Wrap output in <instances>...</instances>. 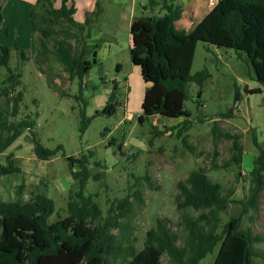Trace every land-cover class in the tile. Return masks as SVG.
Wrapping results in <instances>:
<instances>
[{"label": "rangeland", "instance_id": "obj_1", "mask_svg": "<svg viewBox=\"0 0 264 264\" xmlns=\"http://www.w3.org/2000/svg\"><path fill=\"white\" fill-rule=\"evenodd\" d=\"M35 2L3 1L0 40L12 49L11 68L22 73L19 89L24 91V100L18 118L39 112L34 129L42 143L50 148L62 144L63 149L48 164L36 156L29 130L17 129L5 139L1 135L0 163L7 162L9 153H15L19 164L24 162L25 172L0 177L4 178L0 179V201H31L34 185L40 183L38 191L56 203L57 210L50 221L66 216L69 189L76 186L67 157L86 155L91 161L92 172L101 173V179L90 178L85 192L96 195L104 213L109 201L141 190L143 203L132 198L134 211L124 219L131 225L130 236L137 249L143 247L147 231L155 227L160 218L166 219L179 233L182 244L187 232L175 199L179 193L178 183L193 169L202 167L214 181L222 183L224 193L233 190L232 198L236 201L222 215V223L232 215L242 214L243 228L264 236V189L255 210L243 212L241 203L251 195L254 184L250 173L260 153L253 135L264 148V86L253 77L254 70L246 55L239 56L233 48L216 47L205 41L198 43L192 73L208 67L212 76L205 82L201 97L200 86L195 81L188 83L185 108L191 111V124L179 136L178 129L173 128L180 125L184 116L158 115L141 121L147 83L140 67L134 65L131 58L130 22L132 15L151 13L144 7L150 0H74L78 8L76 22L87 27V17L91 16L88 28L94 41L88 38V59L94 60L93 46L98 44V63L88 74L82 95L79 77H73L70 70L79 48V29L70 24L50 22L41 13L32 16ZM208 2L200 1V17L208 9ZM54 3L59 7L62 0H54ZM176 26L181 29L180 23ZM6 28H9L7 33ZM20 49L31 58L24 60ZM119 63L121 70L117 68ZM7 74L8 68L0 65V86ZM116 83L119 87L117 112L114 115L97 114L104 108ZM257 87L263 91H247ZM237 91H240L241 100H236ZM86 101V113L92 121L82 132L80 110ZM8 102L9 99L0 97V115L6 112L3 104ZM229 133L240 135L244 147L241 168L231 163L226 168L214 169L213 161L222 165L231 158L233 140L227 136ZM96 161L101 165H96ZM35 162L43 165L39 168ZM40 171L42 175L38 174ZM36 178V183L30 182ZM20 181L27 184L23 185L18 197ZM220 248L221 243L199 264H214ZM255 248L264 251V241L255 243ZM162 262L173 264L168 253L162 256ZM252 264H264V258L254 257Z\"/></svg>", "mask_w": 264, "mask_h": 264}, {"label": "trees", "instance_id": "obj_2", "mask_svg": "<svg viewBox=\"0 0 264 264\" xmlns=\"http://www.w3.org/2000/svg\"><path fill=\"white\" fill-rule=\"evenodd\" d=\"M3 1L0 0V27L4 20ZM157 5V0H150L146 9L151 13L135 16L130 27L131 58L134 65L140 67L147 83L141 121L158 115L184 116L186 118L173 129H178L179 136L189 129L191 111L185 108L188 83L195 81L200 86L201 97L205 82L212 76L208 67L192 73L200 41L216 47L233 48L239 56L245 54L254 70L253 77L264 86V0H217L205 17L189 30L176 26L184 10L180 3L163 0L160 11L153 12ZM76 12L74 0H62L59 7L55 6L54 0H36L31 10L32 14L41 13L50 22L70 24L79 29V50L70 70L73 77H79L82 95L87 87L86 78L93 65L98 63V44L93 46L94 60L88 59L91 16L88 15V26L85 27L76 22ZM7 32L9 28H6ZM15 47L19 49L17 43ZM20 52L24 60L31 58L24 49ZM11 54V47L0 40V65L8 68L0 86V97L8 96L12 102L8 117L0 121L2 137L14 129L29 130L36 156L50 160L63 149V145L50 148L42 143L34 129L39 112L18 118L24 91L19 89L22 73L10 66ZM118 91L116 83L104 108L97 114L114 115L117 112ZM247 91L261 93L263 90L257 87ZM240 98V91H237L236 100ZM87 104L84 102V108L80 110L82 132L92 121L86 113ZM227 136L233 140L231 158L222 165L213 161L214 169L226 168L231 163L241 168L244 147L240 135L229 133ZM253 140L260 153L250 173L254 184L251 195L241 202L243 212L256 209L264 189V148L259 146L256 135H253ZM67 159L76 186L69 189L66 216L50 221L57 210L56 203L38 191L40 183L34 185L31 192L34 199L31 201H0V264H163L164 253L169 254L173 264H199L220 243L214 264H252L254 257L264 258V251L255 248V243L264 241V236L254 235L250 228L244 229L242 214L232 215L222 223V215L236 201L232 198L233 190L224 193L222 183L214 181L205 168L193 169L185 180L178 183L179 193L175 199L181 211V223L187 232L185 242L180 244L179 233L168 225L166 219L160 218L156 226L147 231L143 247L137 249L130 236L131 225L124 219L134 211L132 198L143 203L141 190L136 189L123 198L109 201L104 213L95 199L96 195L85 192L89 179L100 180L101 173L92 172L91 161L86 155L68 156ZM95 164L101 165V162L96 161ZM75 167L79 169L75 170ZM21 171L15 153H9L7 162L0 163V177ZM238 173L241 174V170ZM22 187L17 189L18 197Z\"/></svg>", "mask_w": 264, "mask_h": 264}, {"label": "crops", "instance_id": "obj_3", "mask_svg": "<svg viewBox=\"0 0 264 264\" xmlns=\"http://www.w3.org/2000/svg\"><path fill=\"white\" fill-rule=\"evenodd\" d=\"M175 2H177V3H180L182 6H183V15H182V17L179 19V20H177L176 21V25L178 24V23H180V28L181 29H186V30H189L190 28H192L196 23H198L199 21H201L204 17H205V15L211 10V8L215 5V3L217 2V0H209V2H208V9L205 11V13H204V15H203V17H200L199 15H198V8H201L202 7V5L200 4V1L201 0H174ZM157 2H158V5H157V7H155V10H153V12H159L160 11V9L159 8H161V6H162V3H163V1L162 0H157ZM144 6V5H143ZM147 6V5H146ZM146 6H144V7H146ZM77 10H78V8H77ZM149 11V9H146V11ZM77 13V12H76ZM76 15V14H75ZM32 16H36V13L35 14H33ZM134 16L135 15H132V17H131V22H132V20H133V18H134ZM44 17V16H43ZM130 22V23H131ZM54 23V22H53ZM48 33V32H47ZM90 40L93 42L94 40H92V37H91V34H90ZM77 41H78V38H77ZM78 47H79V45H78ZM78 50H79V48H78ZM78 50H77V53H78ZM121 64L119 63V65L117 66V68H118V70H121ZM2 97V96H1ZM3 97H5V98H7V99H9V102L8 103H4L3 104V109H5V113L7 114V116H8V110H9V108H10V106H11V99H10V97H8V96H3ZM5 113H3L2 115H0V120H3L2 118H6V114ZM5 114V115H4ZM4 115V117H2ZM17 129H14V130H12L9 134H7L5 137H3V139H5V138H7V137H9L12 133H14L15 131H16ZM1 133H0V138H2L1 137ZM49 162V160H45V162L44 163H48ZM37 167H41L43 164H40L39 162H35L34 163ZM49 164V163H48ZM20 166H21V168H22V171L21 172H19V173H24L25 172V169H24V162H21L20 164H19ZM45 165V164H44ZM41 173V171L38 173V174H40ZM15 174H17V173H15ZM38 174L36 175L37 177H38ZM43 173H41L40 175H42ZM0 179H4V178H0ZM38 178H36V179H34V181H30V182H32V183H36V180H37ZM2 180H0V181H2ZM13 183V182H12ZM20 184V186H21V184L22 185H24V184H27V182L26 181H24V182H22V181H20L19 183H18V185ZM13 186H16V184L15 183H13Z\"/></svg>", "mask_w": 264, "mask_h": 264}]
</instances>
